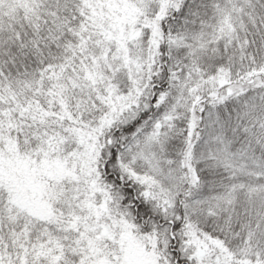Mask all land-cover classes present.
<instances>
[{
    "label": "snow or ice",
    "instance_id": "obj_1",
    "mask_svg": "<svg viewBox=\"0 0 264 264\" xmlns=\"http://www.w3.org/2000/svg\"><path fill=\"white\" fill-rule=\"evenodd\" d=\"M0 264H264V0H0Z\"/></svg>",
    "mask_w": 264,
    "mask_h": 264
}]
</instances>
